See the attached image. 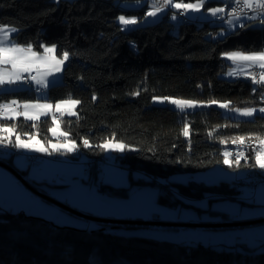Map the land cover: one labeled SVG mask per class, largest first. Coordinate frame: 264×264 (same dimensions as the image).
Returning a JSON list of instances; mask_svg holds the SVG:
<instances>
[{"label": "trees", "instance_id": "trees-1", "mask_svg": "<svg viewBox=\"0 0 264 264\" xmlns=\"http://www.w3.org/2000/svg\"><path fill=\"white\" fill-rule=\"evenodd\" d=\"M119 3L0 0V25L16 29L12 34L16 44L31 45L35 52L53 45L57 56L69 54L63 80L48 86L47 100L79 101L76 115L60 117L59 122L80 152L102 158L106 140L122 142L131 149L117 153L121 165L129 169L130 176L136 170L150 177L136 182L152 183L158 177L223 164L224 147L234 138L264 137L261 114L253 119H232L214 106L181 113L152 103L153 96H167L204 103L228 101L232 106L262 105L261 88L241 77L220 74L229 67L221 57L223 52L264 49V22L256 24L264 16L248 17L217 38L214 35L221 24L204 21L198 25L183 17L175 24L168 18L169 11L154 23L124 30L117 18L141 17L145 7L124 9ZM209 4L223 1L205 2V6ZM11 99L34 100L37 95L33 89L0 92V100ZM0 123L15 126V132L22 135L46 139L52 120L49 116L35 121L19 117ZM186 124L187 136L183 133ZM0 159L13 166L12 155ZM247 167L240 160L238 168ZM173 184L178 195L171 198L164 189L158 195L170 206L189 204L180 196L200 198L210 192L229 195L240 191L236 183L225 180ZM100 188L110 195L127 194L123 187L110 184H100ZM256 249L242 242L217 249L201 243L126 237L101 227L64 226L23 211L0 210V264H264V250Z\"/></svg>", "mask_w": 264, "mask_h": 264}, {"label": "rangeland", "instance_id": "rangeland-1", "mask_svg": "<svg viewBox=\"0 0 264 264\" xmlns=\"http://www.w3.org/2000/svg\"><path fill=\"white\" fill-rule=\"evenodd\" d=\"M209 0H204L203 6L199 11H193L191 9L185 11L182 8H176L172 5L174 4H195L198 0H170V3H165V0H120L119 5L124 9H140L145 7V14L141 17L136 16H125L126 18H134L137 23L132 25H122L119 21V17L117 21L120 23L122 29L127 30L130 28H134L136 26L145 25L149 23H154L163 18V15L168 11V18L173 21L175 24L178 23L180 16L187 19H192L196 21V24H201L204 21H210L213 24L219 23L223 27L218 30V32L214 35V38L222 37L225 33L232 31L243 24V22L248 18L245 14H237L234 16H230L227 19L225 18L224 12L218 13L216 16H221V19H217L214 17L209 9L212 8H224L225 4H227L230 0H221L223 4H209L205 6V2ZM155 8H159L160 11L156 13L155 16H149L148 13L153 11ZM184 11L180 12V11ZM175 17V18H173ZM179 17V18H178ZM219 21V22H218ZM262 20H258L256 24H262ZM53 45H49L47 47H52ZM260 51H264L260 50ZM231 52H243L245 54H249L251 52H245L241 50H228L221 54V57L229 63V67L226 72L221 73L220 76L226 78H233L237 76L239 73L243 72L248 64H253L249 61L237 60L233 61L227 58L226 53ZM259 52V51H253ZM57 56V55H56ZM58 59L62 57L57 56ZM6 64H0V71H2L1 66L5 67ZM64 65V63H63ZM63 65H61L60 73L51 77L47 83H45V87L42 83L37 81V76L33 79L32 71H22L18 67L14 72H18L20 79L15 80L13 83H4L0 84V92L11 91V90H29L33 89L37 95V99L27 100V101H18L16 99L11 100H1L3 104L11 103L12 101H16L20 110L17 112H23L24 104H50L53 106L51 111L48 112L47 115H41L40 118L49 116L52 120V124L49 128V135L46 139L40 138L37 134L32 135H22L18 132H13L9 134L5 133V137H7L10 141L15 142L17 135L20 136L21 140L34 144L36 147L46 148L47 151H36L34 148H20L21 153L13 154L0 149V156L6 157L12 155V162L19 167L18 171L21 170L23 172L31 173L33 175L39 176L37 178H48L51 180V176L55 172H63L66 175H69L73 169L71 165H65V162L73 161L71 156H83L84 153L75 152L78 150V145L75 143V148L73 151L69 152L67 155L64 152H67L65 147H60L58 151L53 150V145H63L65 140L67 142L72 143L68 137H64L60 135L61 132H64L59 118L63 116H74L76 115V106L72 108V112L74 115H69L67 111H64L63 115L61 112L56 111L55 105L64 100H76L73 98H66L62 100H58L55 102H51L47 100V86L52 84L61 83L63 80L62 77V69ZM257 65V64H253ZM258 66V65H257ZM27 76L28 80L25 79ZM8 79V75L6 73L5 80ZM44 80V79H42ZM253 84H256L253 82ZM38 88V89H37ZM168 98V99H165ZM171 100H185V101H193L195 103L194 107H185L183 109L177 107L175 104L171 103ZM216 103H204L200 101H195L191 99H185L180 97H167V96H153L152 103L158 105H167L178 109L181 113L187 111H193L196 108H201L204 106H214L221 110V113L224 116L230 117L232 119H253L257 114L264 115V113L260 112V108H264V104L256 105V106H232L228 101L221 100H213ZM222 104H227L228 107H221ZM246 108L253 109V114L251 116L241 115L240 111H236L237 109L243 110ZM39 111L36 109H30V114ZM23 116V115H21ZM20 117V116H18ZM55 117V123L53 119ZM39 118V119H40ZM1 125V124H0ZM12 127V126H7ZM51 129H56L55 134ZM29 136H33L34 139L29 141ZM15 138V141H14ZM239 138V137H237ZM264 140V137H259ZM235 139V138H234ZM233 140V139H232ZM230 140V141H232ZM37 141L39 143H37ZM109 144H123L122 142L115 140H106L104 142ZM103 144V145H104ZM124 150H119L114 147L105 148L103 147V156L101 157H88L90 159H99L101 163L103 162L105 165H121L119 159L117 158V153H123L126 150H130L131 148L123 144ZM226 147V146H225ZM223 150V155L227 150ZM62 150V151H61ZM65 150V151H64ZM264 150V148H263ZM37 153L41 155L39 162L36 164L29 163L27 159V155ZM255 159V155L253 156ZM51 159V160H50ZM225 159V156H224ZM228 159L231 161H235V158H231L228 156ZM54 162H58V164H54ZM42 163H45L42 165ZM62 163L64 166H61ZM255 163L252 162V165ZM53 166V167H52ZM233 167H229L227 164H216L211 167H208L204 170L196 171V172H178L170 175L167 178H156L154 182H142L135 183L139 178L149 179L150 177L146 174L140 173V171L133 170L131 180L132 183L130 187L124 188L129 197H135L138 199H142L145 201H152V218L166 222H220V221H247L251 219H256L264 216V185L258 184L254 187L249 178L246 176V169L238 168L236 163L232 164ZM237 167V168H236ZM259 171V175L264 176V169H260L259 167H255ZM17 169V168H16ZM238 171V172H236ZM20 172V171H19ZM24 173V174H25ZM23 174V173H21ZM32 175V176H33ZM47 176V177H46ZM88 176V175H87ZM86 176V177H87ZM89 177V176H88ZM88 177L85 178L87 181ZM34 178V177H33ZM27 179V178H26ZM28 180V179H27ZM54 180V179H52ZM191 180L206 182V183H216L220 180L232 181L236 183L239 192H233L231 194H223V193H206L203 197L200 198H190L185 196H180L185 203L189 204H179L175 206H170L167 203L160 201L158 199L159 193L163 191L168 192L169 197H174L178 195L176 188L173 182H189ZM31 184L32 182L28 180ZM54 182V181H50ZM16 183L18 185L21 183L18 179L7 169L0 166V210H9L13 212L23 211L27 214L36 215L43 217L47 220L54 221L57 224L64 226H77L83 227L81 222H74L69 218L63 217L62 214H57L56 212L51 213V209H54L53 202H46L47 199L37 196L35 193L31 192L32 195L29 197L23 196L22 189L26 188L22 183L20 184V188L15 187ZM52 184V183H51ZM95 187V183H92ZM23 185V186H22ZM115 187H119L116 185H112ZM97 188V187H96ZM122 188V187H120ZM100 190H102L100 188ZM100 193V212H108L113 214L117 211L118 202L115 204L109 201L114 202V196L111 197L108 194L105 196H101ZM116 199V198H115ZM49 201V200H48ZM108 202V203H107ZM147 203V202H146ZM55 204V203H54ZM68 211V210H67ZM85 212V211H84ZM70 213H73L70 211ZM74 215H77L73 213ZM79 216V215H77ZM82 217V216H79ZM83 218V217H82ZM111 218H119V217H111ZM86 219V218H85ZM136 219V218H134ZM141 219V218H139ZM147 219V218H143ZM149 219V220H150ZM93 225L99 226V223L90 220ZM74 223V224H72ZM80 223V224H79ZM77 224V225H75ZM103 223H100V227ZM111 228L109 231L119 234L126 237H147L152 240L168 242L174 244H184V245H196L203 244L205 246H211L217 249H220L226 244L233 245L236 242H242L248 246L257 247V252L264 250V221L254 222L251 224H243V225H228V226H220V227H209V226H160V225H149V224H125L120 222H112ZM97 228V227H90Z\"/></svg>", "mask_w": 264, "mask_h": 264}, {"label": "crops", "instance_id": "crops-1", "mask_svg": "<svg viewBox=\"0 0 264 264\" xmlns=\"http://www.w3.org/2000/svg\"><path fill=\"white\" fill-rule=\"evenodd\" d=\"M183 12L184 11H180ZM184 16V15H183ZM215 17V16H214ZM218 17V16H216ZM256 17V16H254ZM179 18V17H178ZM185 18V17H183ZM0 28H6L7 31V39L4 38L5 33L3 31H0V43H2L5 46H11L12 44H15L19 47L27 48L28 46H22L18 45L14 42L12 39V34L15 32L11 31L13 27L10 26H0ZM15 29V28H14ZM33 51V50H32ZM35 52V51H33ZM38 57H48V63H45L40 60H35L33 66L29 69L32 71V76L36 77L37 76V81L39 83H42L44 85L47 83V81L53 77L54 75H57L59 72H53L51 75L48 74L49 72V64H51V57L54 55L57 59L58 57L55 54V51L53 53H46L45 51L42 52H35ZM24 55L29 56L30 54L25 53ZM31 58V57H30ZM34 59V58H31ZM1 69L5 73H13L17 69H13L11 64H6L5 67L1 66ZM24 71V70H22ZM44 79V80H42ZM33 90H34V85ZM45 85L43 86V88ZM48 87V86H47ZM38 89V88H37ZM10 104V103H8ZM12 108H14L16 111L20 110L19 106L17 104L12 105ZM12 117V118H10ZM21 118H24V116H20ZM19 118L18 116H15L14 113L8 112L5 113L4 115L0 116V121L1 120H15ZM28 120V119H25ZM33 121V120H29ZM1 124V123H0ZM15 141V138H14ZM73 141V140H71ZM16 142V141H15ZM72 143H75L73 141ZM77 145V144H76ZM77 149V148H76ZM75 152H78L76 151ZM62 151V150H61ZM65 151V150H64ZM67 155H69V152H64ZM80 151L78 152V154ZM70 156V155H69ZM71 159L73 161H68L65 162V165H71L72 166V171L68 172L70 173L69 175L64 174L63 172H55L51 176L50 182L48 178H37L39 176L33 175L30 172L23 174L28 180H30L33 185H36V188L47 193L48 195L66 203L67 205H70L72 207H75L79 210L85 211L87 213L97 215V216H103V217H119V218H147L150 219L152 218L153 212H152V201H145L142 199H138L135 197H129L128 194L124 196H116V195H110L107 192L100 190V184L102 185H116L119 187L127 188L130 187L132 181L131 176H130V171L128 168L122 165H105L103 162L98 166L97 164H93L95 166V172L93 171L90 173V175L85 174V163L88 161V156L84 155L83 156H71ZM103 159V158H102ZM51 160V159H50ZM254 163H256V160L254 159ZM45 163H42L44 165ZM54 164H58V162H54ZM17 170L19 167H16L15 164H13ZM61 166H64L62 163ZM53 167V166H52ZM21 172V170H19ZM138 172V171H137ZM238 172V171H236ZM141 173V172H140ZM100 174V175H99ZM33 175V176H32ZM98 175V177H97ZM88 177V180L85 181ZM34 177V178H33ZM47 177V176H46ZM54 179V180H52ZM52 183V184H51ZM95 183L96 187L92 184ZM138 183V182H135ZM21 184V183H20ZM20 184L16 183L15 187L20 188ZM23 186V185H22ZM30 191L27 188L22 189V194L23 196L29 197L32 195ZM100 193L106 196L107 194L111 197L114 196V202L109 201L110 206H112V203L115 204V202H118L117 206V211H115L113 214L108 213V212H100ZM37 195V194H36ZM33 196V195H32ZM38 196V195H37ZM116 198V199H115ZM49 202L50 201H46ZM147 202V203H146ZM108 203V202H107ZM54 206V209H51V213L56 212L57 214H62L63 217L69 218L74 222H81V225L83 227H100L99 226L93 225L92 222L88 219L79 217L77 215H74L73 213H70V211H67L66 209L51 203ZM97 222V221H96ZM74 224V223H72ZM80 224V223H79ZM77 225V224H75ZM103 225V224H102Z\"/></svg>", "mask_w": 264, "mask_h": 264}, {"label": "snow or ice", "instance_id": "snow-or-ice-1", "mask_svg": "<svg viewBox=\"0 0 264 264\" xmlns=\"http://www.w3.org/2000/svg\"><path fill=\"white\" fill-rule=\"evenodd\" d=\"M165 3H170V0H165ZM243 6L246 8H253V5L255 3V6L264 10V0H242ZM204 4V0H198L197 3L195 4H174L172 5L173 7L176 8H182L185 11L191 9L193 11H199L200 8L203 6ZM240 7V3H237V8ZM160 11L159 8H155L153 11H150L148 13L149 16H155L156 13ZM209 11L211 12V14L213 16H216L218 13H223L224 12V8H212L209 9ZM230 16H234L235 15V11H233L232 13H229ZM175 18V17H173ZM119 21L122 25H132V24H136L137 21L134 18H126L125 16H120L119 17ZM264 22V21H262ZM0 31H3L5 33L4 38L7 39V29L6 28H0ZM11 31H16V29H11ZM44 51L46 53H53L55 51V46L52 47H45ZM25 53L30 54L31 59L29 56L24 55ZM68 53L64 52L63 53V57L61 59H57L54 55L51 57V64H49V72L48 74L51 75L53 72H59L61 70V65H63L64 61L67 60L68 58ZM227 56L228 59L233 60V61H237V60H242V61H249L252 62L253 64H257L261 69H264V51H259V52H251L249 54H245L243 52H231V53H226L225 54ZM35 60H40L43 61L45 63H48V57H38L37 54L35 52L32 51V46L29 45L27 48H23V47H19L15 44H12L11 46H5L2 43H0V64H11L13 69H17L18 67L24 71L29 70ZM5 75L6 73L3 71H0V84H4V83H13L15 82V80L20 79V76L18 74V72H13V73H7L8 75V79L5 80ZM33 79H35V77H33ZM254 83H261L264 82V72L260 73V80L257 81L254 79L253 81ZM135 94V93H134ZM168 99V98H165ZM171 103L175 104L177 107L183 109L185 107H194L195 103L193 101H185V100H171ZM79 101L77 100H64L61 101L59 103H57L55 105V109L58 112H61V114L63 115L64 111H67V113L69 115H74V113L72 112V108L75 107L76 104H78ZM211 103H216V101H211ZM17 104L16 101H12L10 104H2L0 105V109H3V112H0V116L4 115L5 113L8 112H12L14 113L15 116H21L23 115L25 117V119L28 120H38L40 118L41 115H47L49 111H51V109L53 108L52 105L50 104H24L23 108L24 111L23 112H17L14 108H12V105ZM221 107H228L227 104H222ZM30 109H36L39 111H35L33 113L30 114L29 110ZM236 111H240L241 115L244 116H251L253 114V109L250 108H246L243 109L242 111L237 109ZM260 112L264 113V108H260L259 109ZM12 118V117H10ZM53 122L55 123V117L53 119ZM33 127H36L35 124L32 125ZM15 131V126L12 127H7V126H3L0 125V132H7L9 134H12ZM51 131H53V133L55 134L56 129H51ZM183 133L185 136L188 135L189 133V128L187 126V124L184 126L183 129ZM60 135L64 136L65 138L67 137V133L66 132H61ZM4 139H7V137H4ZM34 137L33 136H29V141L33 140ZM241 143L244 142V137H239L237 138ZM3 140H0V143H2ZM224 141H222L223 143ZM236 141L234 140L233 143H235ZM37 143H39L37 141ZM84 144L85 146L88 145V141L84 140ZM261 144H264V140L261 141ZM15 147H19V148H34L36 151H47L46 148L43 147H36L34 144H31L29 142L23 141L21 140L20 136L17 135L16 137V143L14 145ZM60 147H65L66 150L68 152H71L74 150L75 148V144L74 143H69L67 142V140H65V143L63 145H53V150L54 151H58ZM102 147L105 148H109V147H114L116 149L119 150H124V145L123 144H109V143H105L104 145H102ZM242 155V153L240 154ZM225 159H224V163L227 164L229 167L232 166L233 163H236L237 165H239V156H237L235 161H231L228 159L229 153L225 152L224 153ZM255 160L256 163L254 165H252V167H259L260 169H264V150H260L257 151L255 154Z\"/></svg>", "mask_w": 264, "mask_h": 264}, {"label": "built area", "instance_id": "built-area-1", "mask_svg": "<svg viewBox=\"0 0 264 264\" xmlns=\"http://www.w3.org/2000/svg\"><path fill=\"white\" fill-rule=\"evenodd\" d=\"M237 3H240V7L237 8ZM235 11V15L237 14H245L247 17H261L264 16V10L258 8L255 6V3L253 5V8H246L243 6L242 0H230L228 2V5L224 6V15L225 17H230L229 13H232ZM180 17H183L180 16ZM217 19H221V16L216 17ZM1 26V25H0ZM264 72V69H261L257 65L253 64H248L246 69L239 73L237 76L241 78H249L250 80H260V73ZM25 79L28 80L27 76H25ZM260 102L264 104V91L263 94L260 98ZM2 101L0 100V105H2ZM3 109H0V112H3ZM4 132H0V140H3L2 143H0V149L3 151L13 153V154H19L21 153V149L19 147H15V143L13 141H10L8 138L4 139L5 137ZM235 139L230 141L225 149L231 155L233 158L239 157H253L257 151L263 150L264 144L258 143V142H251V143H245V144H238V143H233ZM78 152L80 151V148L77 150ZM242 153V155H240ZM41 158L40 154L33 153L27 155V159L29 163L36 164L39 162V159ZM93 164H97L100 166L101 161L99 159H90L85 163V174L90 175L91 173V166ZM100 175V174H99ZM98 177V175H97ZM249 178L251 184L256 187L258 184H263L264 185V176L263 175H255V169H252V174L251 176H247Z\"/></svg>", "mask_w": 264, "mask_h": 264}, {"label": "water", "instance_id": "water-1", "mask_svg": "<svg viewBox=\"0 0 264 264\" xmlns=\"http://www.w3.org/2000/svg\"><path fill=\"white\" fill-rule=\"evenodd\" d=\"M0 166L4 167L8 171H10L17 179L20 181L27 189L32 191L33 193L39 195L40 197H43L56 205L71 211L79 216H82L83 218H86L88 220H94L100 223H103L101 228L104 229H110L112 222H120L125 224H149V225H160V226H209V227H220V226H228V225H243V224H251L254 222H260L264 221V216L259 217L256 219H251L247 221H220V222H166L162 220L157 219H139V218H111V217H103V216H97L93 215L87 212H84L82 210H79L75 207H72L70 205H67L66 203L48 195L47 193L37 189L35 186H33L26 177L21 174L14 166L10 165L9 163L3 161L0 159Z\"/></svg>", "mask_w": 264, "mask_h": 264}, {"label": "bare ground", "instance_id": "bare-ground-1", "mask_svg": "<svg viewBox=\"0 0 264 264\" xmlns=\"http://www.w3.org/2000/svg\"><path fill=\"white\" fill-rule=\"evenodd\" d=\"M225 5H228V3L225 4ZM225 18L227 19L228 17H225ZM242 79H244L246 81H250L252 84H253V81H254V80H250L249 78H242ZM257 81H259V80H257ZM253 85L255 87H257V88H261L262 89V93H263V91H264V82L256 83V84H253ZM244 138L245 139H244L243 143H241L237 138H235V141H236L235 143H238V144H245V143H251V142L261 143V141L263 140V139H261L259 137H244ZM229 157L233 158L231 155H229ZM251 158L252 157H248V159H247V157H239V160H244L249 165V168L246 171V176H251L252 169H255V175H259V173H258L259 171L257 170V168L252 167Z\"/></svg>", "mask_w": 264, "mask_h": 264}]
</instances>
